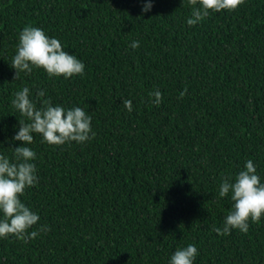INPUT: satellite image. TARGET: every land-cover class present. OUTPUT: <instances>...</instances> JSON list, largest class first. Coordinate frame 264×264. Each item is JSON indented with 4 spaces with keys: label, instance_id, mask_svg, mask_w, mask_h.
Instances as JSON below:
<instances>
[{
    "label": "trees",
    "instance_id": "obj_1",
    "mask_svg": "<svg viewBox=\"0 0 264 264\" xmlns=\"http://www.w3.org/2000/svg\"><path fill=\"white\" fill-rule=\"evenodd\" d=\"M148 2L0 0V154L22 146L12 138L27 120L11 100L24 87L33 100L40 89L54 106L81 107L95 133L61 146L34 134L39 179L20 199L40 217L30 231L50 230L0 238V264H169L189 244L193 264H264V216L246 234L213 230L233 203L218 195L222 179L252 160L264 183V0L191 27L187 0H151L143 13ZM28 25L59 39L84 75L34 68L14 80Z\"/></svg>",
    "mask_w": 264,
    "mask_h": 264
},
{
    "label": "clouds",
    "instance_id": "obj_2",
    "mask_svg": "<svg viewBox=\"0 0 264 264\" xmlns=\"http://www.w3.org/2000/svg\"><path fill=\"white\" fill-rule=\"evenodd\" d=\"M245 0H187L191 7V15L186 23L195 26L204 20L211 12L234 11ZM152 8L151 0L145 3L142 12H149ZM131 48L139 47L138 41H133ZM10 66L15 69L14 80L20 73L31 74L33 69H42L51 77L69 79L83 76L85 64L75 55L64 50L61 41L49 37L44 30L31 25L25 26L18 34L16 51ZM187 89L180 93L183 98ZM36 100L31 99L28 87L16 91L11 100V106L26 117L27 122L19 121V130L12 138L22 142V146L12 149L9 158L0 154V238L10 236L27 243L38 238L41 232H47V226L41 225L38 230H32L40 217L30 210L20 199L26 189L37 185V167L34 163L36 152L28 147L34 140V134L42 137V143L61 146L65 143H85L95 137L92 132V117L81 107L65 109L53 105L50 97L46 98V91L37 89ZM151 103L159 106L162 94L156 90L149 93ZM124 107L131 112L132 101L123 99ZM39 104V107H37ZM91 134V135H90ZM219 197L230 196L232 208L225 216L222 227H214V231L223 236L237 229L242 233L249 230V222L260 223L264 216V183L257 175L252 160L246 161L233 181L231 177L222 179L218 189ZM198 250L195 245L177 248L171 255L169 264H193Z\"/></svg>",
    "mask_w": 264,
    "mask_h": 264
}]
</instances>
